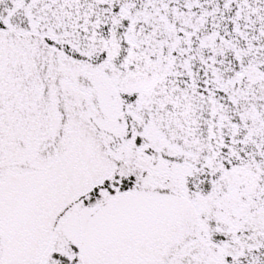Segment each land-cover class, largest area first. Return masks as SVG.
<instances>
[{
  "label": "snow or ice",
  "instance_id": "1",
  "mask_svg": "<svg viewBox=\"0 0 264 264\" xmlns=\"http://www.w3.org/2000/svg\"><path fill=\"white\" fill-rule=\"evenodd\" d=\"M0 264H264V0H0Z\"/></svg>",
  "mask_w": 264,
  "mask_h": 264
}]
</instances>
